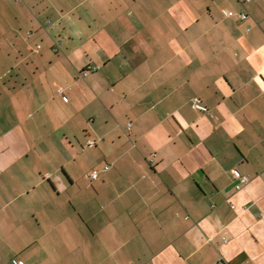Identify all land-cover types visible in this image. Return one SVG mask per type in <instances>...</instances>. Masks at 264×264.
<instances>
[{"label": "crops", "instance_id": "crops-1", "mask_svg": "<svg viewBox=\"0 0 264 264\" xmlns=\"http://www.w3.org/2000/svg\"><path fill=\"white\" fill-rule=\"evenodd\" d=\"M14 260L264 264V0H0Z\"/></svg>", "mask_w": 264, "mask_h": 264}, {"label": "built area", "instance_id": "built-area-1", "mask_svg": "<svg viewBox=\"0 0 264 264\" xmlns=\"http://www.w3.org/2000/svg\"><path fill=\"white\" fill-rule=\"evenodd\" d=\"M242 1L245 2V1H248V0H242ZM227 14H228L229 16H233L235 13H234L233 11H229ZM248 16H249V13H248L246 10H244V11L238 13V17H239L240 19H247ZM98 68H99L98 66H96V67L89 66L87 69L83 70V72H81L80 75H81L82 77H85V76H87L90 72H92V71H96ZM59 92H60V93H63L61 90H59ZM63 97H64L65 99L68 98L67 95H64ZM192 106H193V108H195V109H197V110H199V111H201V112H203V113L209 112V108L207 107V105H205L204 102H203V100L201 99V97H199V96H197V95L194 96V97L192 98ZM131 126H132V123H129V124L127 125L128 129H130ZM88 144H89V145H93L94 142H93V141H89ZM150 162H151L152 164H154V162H155L154 158H151V159H150ZM109 168H110V165H106V166L104 167V171H105V170H108ZM99 175H100V171H98V170H93V171L90 173V177H91L92 179H96V178H98ZM235 175H236V177L238 178V180L240 181V183H246V182H248V180H249V177H248V176L242 174V173H241L240 171H238V170L235 171ZM238 187H239V185H238ZM234 207H235V206L232 205V208H234ZM14 264H18V262H17L16 260H14Z\"/></svg>", "mask_w": 264, "mask_h": 264}]
</instances>
